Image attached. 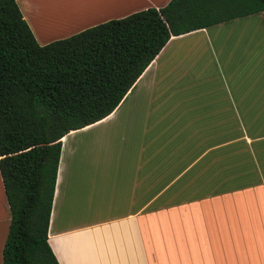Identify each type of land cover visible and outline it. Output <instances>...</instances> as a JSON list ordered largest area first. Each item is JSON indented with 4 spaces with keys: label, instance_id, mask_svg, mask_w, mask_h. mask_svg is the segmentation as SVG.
<instances>
[{
    "label": "crops",
    "instance_id": "crops-1",
    "mask_svg": "<svg viewBox=\"0 0 264 264\" xmlns=\"http://www.w3.org/2000/svg\"><path fill=\"white\" fill-rule=\"evenodd\" d=\"M167 1L16 3L45 44ZM60 142L59 264H264V11L171 35L108 115ZM9 218L0 178V263Z\"/></svg>",
    "mask_w": 264,
    "mask_h": 264
},
{
    "label": "trees",
    "instance_id": "trees-1",
    "mask_svg": "<svg viewBox=\"0 0 264 264\" xmlns=\"http://www.w3.org/2000/svg\"><path fill=\"white\" fill-rule=\"evenodd\" d=\"M264 11V0H168L38 44L0 0V264H59L47 225L60 138L108 115L171 35Z\"/></svg>",
    "mask_w": 264,
    "mask_h": 264
},
{
    "label": "bare ground",
    "instance_id": "bare-ground-1",
    "mask_svg": "<svg viewBox=\"0 0 264 264\" xmlns=\"http://www.w3.org/2000/svg\"><path fill=\"white\" fill-rule=\"evenodd\" d=\"M69 1H70V2H67V4L69 3V4L72 5V3H71L72 0H69ZM71 5H70V6H71ZM70 6H69V7H70ZM72 7H73V6H72ZM72 7H71V8H72ZM69 9H70V8H69ZM37 15H38V14H37ZM37 15H36V17H37L38 19L36 18L35 20H37V22H36L37 25H38L37 27H39V29H40L41 31L47 33V32H49L48 29H52L53 27L57 26V25H55V26H51V27H50V25H52L51 23L49 24V20L51 21V18H50V17H40L42 14H39V15H38V16L40 17V18H39ZM43 16H44V15H43ZM54 18H55V17H54ZM60 20L63 21V18L60 19ZM58 21H59V20L56 18V22H58ZM46 22H48V23H46ZM61 23H62V22H61ZM61 23H60V24H61ZM48 24H49V26H48ZM47 26H48V27H47ZM57 27H58V26H57ZM55 28H56V27H55Z\"/></svg>",
    "mask_w": 264,
    "mask_h": 264
}]
</instances>
